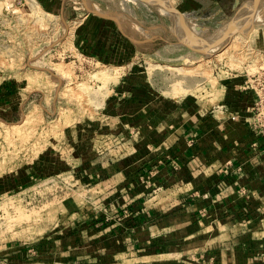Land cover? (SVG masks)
Masks as SVG:
<instances>
[{"label": "rangeland", "instance_id": "1", "mask_svg": "<svg viewBox=\"0 0 264 264\" xmlns=\"http://www.w3.org/2000/svg\"><path fill=\"white\" fill-rule=\"evenodd\" d=\"M144 2L0 0V92L20 94L11 116L0 113V174L30 162L65 128L100 120L106 135L116 126L121 154L130 150L139 164L160 152L166 131L240 99L245 77L264 62V0L245 32L234 30L252 0ZM99 205L94 183L65 175L0 194V264H75L48 254L50 231L64 232L66 218L76 232L78 221L94 223Z\"/></svg>", "mask_w": 264, "mask_h": 264}, {"label": "crops", "instance_id": "2", "mask_svg": "<svg viewBox=\"0 0 264 264\" xmlns=\"http://www.w3.org/2000/svg\"><path fill=\"white\" fill-rule=\"evenodd\" d=\"M19 95L1 90L5 119ZM239 97L207 118L166 131L160 152L145 153L139 164L129 149L121 154L115 125L113 135L101 120L65 128L57 143L0 174V194L62 175L95 184L99 219L78 221L76 232L68 228L77 222L66 218L59 220L64 232L56 224L50 231L48 254L68 263L264 264V155L249 148L253 95ZM229 163L242 172L222 174Z\"/></svg>", "mask_w": 264, "mask_h": 264}, {"label": "built area", "instance_id": "3", "mask_svg": "<svg viewBox=\"0 0 264 264\" xmlns=\"http://www.w3.org/2000/svg\"><path fill=\"white\" fill-rule=\"evenodd\" d=\"M261 65L260 70L256 74L245 77L241 88L245 92L252 91L255 95V100L249 106V110L253 115L251 120L247 122V126L253 136L249 144L250 151L257 155H264V62ZM235 118L236 115L234 114L232 119ZM165 160L164 158V160H160L158 163L161 164ZM229 168L235 169L238 173L242 172L240 164L229 163L227 170H224V172L227 173Z\"/></svg>", "mask_w": 264, "mask_h": 264}, {"label": "water", "instance_id": "4", "mask_svg": "<svg viewBox=\"0 0 264 264\" xmlns=\"http://www.w3.org/2000/svg\"><path fill=\"white\" fill-rule=\"evenodd\" d=\"M140 1H141V2H144V0H140ZM144 3H145V2H144ZM259 3H260V0H254V11L257 10V7H258ZM168 6L170 7V9H171L172 12L174 13V15L178 18L179 23H180V26L182 27V29H183V31H184V36H185L186 38H189V39L191 38V40H193L194 42H198V41H199L198 38H196V37H193V38H192V36H190V33L188 32L186 25H185L184 22L182 21L180 15H179V12L177 11V9L174 8L173 6H170V5H168ZM254 13H255V12H252V14H250V15H251L250 17H253V16H254ZM236 32H240V30H238V31H236ZM183 44H184L185 46H187L188 48H190L191 50H193V51H195V52H198V53H200V54H206L207 51L210 50V49H209V50H208V49H196V48H194V47H192V46H189L188 44H185L184 42H183Z\"/></svg>", "mask_w": 264, "mask_h": 264}, {"label": "bare ground", "instance_id": "5", "mask_svg": "<svg viewBox=\"0 0 264 264\" xmlns=\"http://www.w3.org/2000/svg\"><path fill=\"white\" fill-rule=\"evenodd\" d=\"M250 10H251V13L250 14H252V12H255L254 11V0H252V4H251V7H250ZM251 19H252V17L250 18H247L242 24H239L236 28H235V30L234 31H238V30H240V32H245V30H243L242 28H244V25H246V24H248V23H250V21H251ZM234 31H232V32H234ZM225 33V32H224ZM234 34V33H233ZM232 35V34H231ZM230 35V36H231ZM188 39V38H187ZM192 41V40H191ZM187 42V41H186ZM201 43H203V42H201ZM190 44H191V42H190ZM197 45H199V44H197ZM192 46V45H191Z\"/></svg>", "mask_w": 264, "mask_h": 264}]
</instances>
